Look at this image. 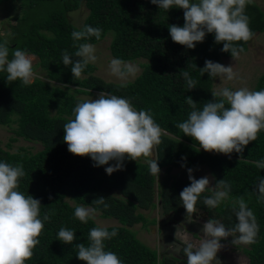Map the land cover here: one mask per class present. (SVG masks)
I'll return each mask as SVG.
<instances>
[{"label":"trees","instance_id":"16d2710c","mask_svg":"<svg viewBox=\"0 0 264 264\" xmlns=\"http://www.w3.org/2000/svg\"><path fill=\"white\" fill-rule=\"evenodd\" d=\"M10 2H14L12 11L16 9L17 14L13 16V23L8 20L11 22L8 35L0 36V44L6 42L9 59L17 48L36 56L46 78L53 83L35 78L31 85L25 86L19 80L7 81V73L0 72V124H16L12 129V142L21 137L42 144L41 150L32 153L23 148L10 151L0 145V162L13 166L22 164L26 172L18 190L41 201V219L46 213L50 216V220L44 222L40 244L26 264H86L77 258L75 245L84 243L88 246L89 231L98 225L93 220L84 224L75 218V208L81 205L92 206V209L103 211V217L114 216L119 220L120 226L104 227L118 233L105 241V250L117 254L122 264L178 262L174 256L158 257L157 251L140 241L128 226L131 221L141 223L145 228L155 223V219L140 213L127 214L128 207L134 209L137 204L145 205L143 191H150L156 182L157 175L150 174L147 161L143 158L138 163L125 160L122 170L109 175L105 169L115 161L96 167L90 157L76 156L68 151L63 140V125L74 119V108L79 103L76 95H91L94 91L124 96L132 101L137 111L150 112L163 132V143L155 151L160 169L168 173L173 168L194 169L204 165L215 185L219 180L227 181L231 191L226 201L214 210L202 203L197 205V210L206 212L209 219L219 220L226 227L234 226L238 220L231 210L232 205L237 197L244 196L257 218L259 233L256 242L245 247L243 253L250 264H264V201L258 200L257 191L259 180L264 179V169L256 166L258 161H264V131L245 147L241 159V154L236 152L230 157L206 152L175 127L187 120L192 111L186 103L187 96L197 102L200 110L213 100L214 79L208 73L202 75L199 70L205 67V61L219 63L223 57H232L230 52L221 50L223 44L215 42L214 34L208 33L194 49L173 42L169 25H184L183 10L172 8L167 12L151 0H0V12L6 11L4 4ZM83 4L88 14L83 24L76 27L68 20V14ZM246 15L255 34L264 32L263 10L252 2L246 7ZM85 25L102 29L101 38L74 41L71 33ZM0 26L6 25L0 23ZM108 33L112 35L111 56L130 62L143 59L140 74L131 82H106L94 75L96 67L89 64L81 78L75 80L71 65L62 63L63 53L67 51L73 55L79 43L96 44ZM250 41L240 42L244 48L242 53L248 50ZM183 71L190 74L196 88H187ZM260 90H264V74L253 91ZM190 183L189 179L174 177L162 180L158 198L164 214L172 212L187 217L179 194ZM114 189L126 198L113 197ZM203 195L210 196L212 192ZM99 197L106 199L107 208L93 204ZM61 227L76 233L72 245L58 240Z\"/></svg>","mask_w":264,"mask_h":264},{"label":"clouds","instance_id":"9594fccd","mask_svg":"<svg viewBox=\"0 0 264 264\" xmlns=\"http://www.w3.org/2000/svg\"><path fill=\"white\" fill-rule=\"evenodd\" d=\"M151 3L167 12L172 8L183 10L184 25H169V32L173 42L187 49H194L208 33H212L215 42L223 44L221 50L230 52L236 61L244 51L240 42L247 43L255 35L246 15V7L252 0H151ZM101 34L99 27L85 25L73 31L71 36L79 42L91 37L99 40ZM76 47L73 55L67 51L63 53L62 63L71 65L73 77L78 80L89 64L97 62L98 57L96 47L91 43H79ZM33 60V56L19 48L9 59L6 42L0 44V72L7 73V81L19 80L25 86L31 85L36 75ZM109 70L120 80L135 77L139 71L130 61L118 58L110 60ZM199 70L202 75L208 73L210 78L219 77L221 81H232L238 77L233 66L212 60H206L205 67ZM182 75L189 90L196 88V82L187 71H183ZM212 96L213 100L205 103L202 110L197 109V102L191 96H187L186 103L192 111L187 120L175 127L206 152L229 157L236 152L241 154L242 159L245 147L256 141L259 133L264 131V90L253 91L242 87L232 91L225 87L218 92L212 91ZM63 131V140L73 155L90 157L96 167L115 161L114 165L105 169L109 175L122 170L125 160L138 163L143 158L149 165L150 174L160 176L161 169L153 154L163 143L162 129L149 111H137L132 101L124 96L101 92L97 99L77 103L74 119L64 123ZM256 166L264 169V161H258ZM187 171L191 183L179 194L187 217L192 218L197 212L198 203L214 210L228 199L231 186L225 179L219 180L214 189H209L207 176L197 179L193 169ZM25 175L22 164L13 166L0 162V264H26L31 260L40 244L44 222L50 220L47 213L41 219L39 199L18 190ZM206 191H211L212 195H203ZM257 191L258 200L264 201V179L259 180ZM105 201L104 197H99L93 204L107 208ZM231 210L238 220L232 227L210 218L203 224V235L199 238L190 232L182 235L176 232V239L179 236L184 245L187 264H222L217 254L224 247L221 241L229 237H234L232 243L235 245L256 242L259 233L257 218L244 196L235 199ZM94 213L95 209L77 206L74 216L87 224L89 220H95ZM57 235L58 240L68 245L76 239V233L64 227ZM117 235L115 230L109 232L99 226L92 228L88 234V246L84 243L75 245L77 258L86 264H122L117 254L105 250V241Z\"/></svg>","mask_w":264,"mask_h":264},{"label":"rangeland","instance_id":"374dc122","mask_svg":"<svg viewBox=\"0 0 264 264\" xmlns=\"http://www.w3.org/2000/svg\"><path fill=\"white\" fill-rule=\"evenodd\" d=\"M261 10L264 11V0H252ZM14 2H10L8 4H4L5 10L0 12V23L2 25L0 36L8 35L9 30V22L8 20H12L17 14L16 9L12 11V7ZM88 14V10L84 6V4L77 10L71 11L68 14V20L70 23L75 25L76 27H80L85 17ZM18 15L21 16V13L18 11ZM14 20H12V23ZM9 24V25H8ZM112 35L108 33L105 38L93 44L96 47V56L98 60L95 65L96 70L94 71V75L101 78L106 82L113 83H126L133 81L141 72L140 64L144 61L143 59H138L132 61L135 66L138 67L139 71L135 77H129L127 80H120L116 76L112 75L109 70L110 60L113 59L109 50V44L111 42ZM33 56V55H31ZM33 67L36 73L35 78H39L47 83L53 84L48 81L46 78L44 71L40 68L38 64V58L33 56ZM219 63L225 66H233V70L238 74V77L232 81L224 80L221 81L219 77L214 79L213 82V91H221L223 88L227 87L228 89L235 91L242 87H247L250 90H254L257 81L264 74V32L256 33L253 39L250 41L248 45V50L244 53L240 54L238 60H234L232 57H223L219 61ZM34 78V79H35ZM60 86V84H58ZM98 91H94L91 95H83L77 94L76 98L79 102L85 99H97L99 97ZM16 128V124L13 123L11 125H2L0 124V145L2 148L16 151L21 148L29 151V152H37L42 149V144L40 142L27 141L23 138H17L16 141H11L10 138L13 137L12 129ZM11 141V142H9ZM10 143V146H7V143ZM153 158L156 159L155 153L153 154ZM189 168H173L168 173H166L165 169H161L160 176L157 175L156 182L154 183L152 189L150 191H143V202L145 205L139 206L137 204L136 208L132 209L128 207L127 214L136 215L138 213L145 215L148 219H155V223L148 226L147 228L143 227L141 223L131 221L129 229L135 231L137 238L148 245L150 248H153L157 251L158 257L161 256H174L177 258V264H187V258L184 254H182L184 245L182 240L179 238L176 239V232L179 234H184L186 232H190L196 235L197 238L202 236L203 233L201 231L203 224L209 220V217L206 212L197 210L196 213H193L191 217H183L180 214L176 213H168L164 214L161 209L160 200L158 198L159 194V184L166 177H174L176 179L188 180V171ZM193 175L200 179L202 177L207 176L210 180L209 189L215 188L214 178L212 177L208 168L204 165L197 166L193 169ZM221 190V189H220ZM211 191H206L205 193H210ZM113 197L119 198L120 200L125 199L126 197L119 191L114 189L111 192ZM68 202L73 205L74 202L70 199H67ZM124 204V202H122ZM83 206V205H81ZM86 208H92V206H83ZM102 212L100 210H95V220H93L100 227H108V226H120L119 220L114 216L103 217ZM219 221V220H218ZM234 237H229L227 240H222L221 243L224 247L218 252V258L221 260L222 264H250L248 257L243 253V249L248 247V245L244 244H233L232 240Z\"/></svg>","mask_w":264,"mask_h":264},{"label":"built area","instance_id":"2783aa9c","mask_svg":"<svg viewBox=\"0 0 264 264\" xmlns=\"http://www.w3.org/2000/svg\"><path fill=\"white\" fill-rule=\"evenodd\" d=\"M0 30H1V26H0Z\"/></svg>","mask_w":264,"mask_h":264}]
</instances>
